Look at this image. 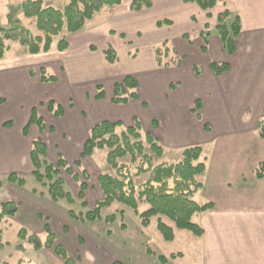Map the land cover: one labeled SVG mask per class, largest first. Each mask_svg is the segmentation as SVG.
<instances>
[{
	"label": "crops",
	"instance_id": "obj_1",
	"mask_svg": "<svg viewBox=\"0 0 264 264\" xmlns=\"http://www.w3.org/2000/svg\"><path fill=\"white\" fill-rule=\"evenodd\" d=\"M223 1L225 4L218 2L207 11L196 3L183 1L173 6L167 20L170 24L174 20L180 25L183 22L187 28H180L176 33V37L182 40L183 48L178 50L175 47L174 50L181 61L179 65L173 63L169 78L159 84L156 77L163 74L152 71L151 66L145 74H133L137 82L138 100H129L126 104L111 102L113 84L119 81L116 77L111 81L109 93L106 95L103 92L102 99L94 98L96 89L89 95L93 96L92 99H88V93L84 94V99L81 97L82 106L78 108L83 110L86 118H79L71 110L76 116L70 117L64 111L61 117L68 118L63 123L68 128L61 133L57 146L65 159H74L87 138L85 132L88 134L94 124L105 120L121 122L128 127L132 119L140 118L141 115L146 116L144 131L157 139L165 153L176 154L187 147L201 146L205 170L198 176L202 188L195 194L194 200L199 204L211 203L212 207L195 213L192 218L203 230L201 236H187L191 237L192 244L189 245L195 264H264V176L257 178L255 175L256 166L264 162V137L259 134V126H264V0ZM225 8L238 15L241 26L235 40L236 51L230 56L222 51L215 30L216 15ZM128 9L134 13L141 12ZM152 12L142 16L148 18L150 28L151 22L157 18ZM116 13V17L128 23L133 22L134 26L126 29L129 33L133 29H140L143 35L144 20L138 21L134 15L122 14V11ZM101 24L96 26L99 28ZM107 28L99 29L103 33ZM206 31L209 33L204 45L201 34ZM190 34L199 38L197 42L189 39ZM73 41L79 45L82 38ZM203 45L206 47L205 52L201 50ZM72 47L69 42L67 50L60 53L69 52L58 57L77 56L76 48ZM183 50L206 55L202 68H197L198 74L193 71L192 67H196L194 63L183 66L182 58L187 53H182ZM152 55L155 54L152 52ZM54 59L56 70L58 63L61 64L59 67H63L58 59ZM45 60L41 61L43 67L54 63ZM24 61L5 60L4 57L0 60V204L5 201L17 204L15 215L6 218L33 230L39 237L41 233L45 234L44 227L48 225L56 236V242L66 249L73 264H146L137 256L134 259V255L124 248L125 244L121 241L117 244L110 241L114 231H126L127 224L124 222L106 224L110 229L97 220L71 222L67 213L71 208L64 205L58 208L55 205L58 201L55 200H46V206L40 205L41 199H26L12 186L4 184L3 179L6 180L10 173L22 177L25 186L27 179H35L30 158L32 141L35 138L43 142L45 140L41 136L43 132L40 133L34 125L27 127V123L31 108L39 100L37 93L58 81L56 76V82H42L40 78L30 75L31 67ZM212 61L227 63L228 71L216 75L209 67ZM87 64L91 67L104 65L101 60L96 62L89 59L85 61ZM58 74H64V71H58ZM95 83L100 85L98 79H95ZM78 90L81 96L82 90ZM48 96L59 101L52 98L51 94ZM196 99L199 100V109L194 107ZM197 113L201 120L197 119ZM153 121L156 126L152 125ZM204 124L210 127L209 131L204 130ZM29 186L32 188V184ZM121 210L125 219L126 211ZM56 218L60 221L59 230L53 222ZM132 223L139 236L135 242L141 245L140 257L145 254L154 258L162 256L156 248H150L149 243H158L160 246L171 244L181 231H187L174 229L173 240L165 241L159 232L155 233L150 228L154 227V221L150 220L144 227L134 214ZM30 249L35 254L45 253L53 264H64L63 259L52 249L37 251L32 246ZM26 251L29 250L24 246L23 252ZM184 252V249H179L168 255L175 261ZM163 256L167 257L165 254ZM54 259L57 263H54Z\"/></svg>",
	"mask_w": 264,
	"mask_h": 264
},
{
	"label": "trees",
	"instance_id": "obj_2",
	"mask_svg": "<svg viewBox=\"0 0 264 264\" xmlns=\"http://www.w3.org/2000/svg\"><path fill=\"white\" fill-rule=\"evenodd\" d=\"M184 3H196L202 10H209L218 2L225 4L223 0H182ZM121 4V0H68V3L58 9L51 5H44L42 0H23L20 3L21 12L26 18L34 19L36 33H31L28 29L19 25L17 20L9 27H0V60L3 59L5 52L9 48V43L15 42L26 48L29 55L49 52L52 48L53 40L59 37L63 30L68 33H75L84 27L91 18L105 7H113ZM152 7V0H131L129 8L131 11H141ZM168 20L157 21V25L169 24ZM215 30L220 38L222 51L226 55H233L236 51L235 40L238 37L241 26L237 14L227 8L216 15ZM208 32H203L201 37L204 45L207 43ZM185 38H188L185 36ZM201 50L205 52L206 47ZM69 44L67 38L62 36L56 43V50L63 52L67 50ZM162 46V45H161ZM163 48L171 52V61L179 65L181 57L166 46L163 42ZM160 48L155 49V54L159 58ZM106 60L113 63L116 59L115 52L109 45L103 52ZM164 55L165 52L163 53ZM160 64V61L157 59ZM210 69L220 75L229 69L227 63L211 62ZM193 71L198 74L197 67L193 66ZM30 75L34 72L30 70ZM40 80L42 82H54L56 80L53 74L47 73L45 68L39 69ZM172 87V84L169 85ZM94 98L100 100L103 97V91L97 85ZM129 100H138L137 82L132 75H124L119 81L113 84V94L111 102L113 104H126ZM2 100H0V103ZM195 109H199V100L194 101ZM47 109L55 117L63 116L61 105L49 100ZM198 120H201L199 114H196ZM134 125L125 127L117 132L119 122L100 121L94 124L87 134L82 148V156L91 157L95 150L107 149L106 161L109 166L116 171V175L109 173H100L97 177L99 188L103 194L102 200L95 202L92 209L86 210L84 217L88 221L101 219L103 208L110 207L118 203L130 208L141 221L142 226H147L152 217H156V228L165 241H172L174 238V229L187 230L195 236L203 234L202 228L193 221L195 213L204 212L212 207L211 203L199 204L194 200L195 194L201 189L202 183L196 180V176L203 173L205 164L203 160V149L201 146H191L181 151V159L171 164L152 165L151 155L145 153L143 139L149 145L151 152L160 156L162 147L157 139L148 132H142L140 123L133 119ZM34 125L39 132L44 130V121L35 108L31 109V114L27 127ZM153 126L156 123L152 122ZM204 130L209 131L210 127L204 124ZM26 131V128H25ZM259 134L264 137V126H259ZM126 156L129 157V164L134 165V174L136 176L149 171V177L145 182L135 185L129 168L120 161ZM137 157L140 158V164L135 165ZM31 162L33 165V176L37 183L46 188L48 194L53 200L64 199L67 204L72 205L75 197L66 190L64 180L60 177L57 168L46 161V145L40 139L32 141ZM80 166L79 162H75ZM143 164H147L143 166ZM58 167L70 174L73 179L75 174L71 172L69 166L62 157L58 158ZM84 178H87L86 172H82ZM257 178L264 176V162L259 163L255 168ZM7 183H16L19 186L24 184V179L18 178L16 174L10 173L6 177ZM85 181L80 183L81 191L77 198L83 201V190ZM1 185V182H0ZM147 204V208L140 211L139 204ZM17 211V204L13 201H5L0 204V222L5 217H12ZM69 217H75L72 209L67 211ZM123 210H119L118 215L122 217ZM117 214L111 213L104 217L105 221L113 222ZM166 218L167 220H164ZM45 240L36 234L26 235L24 230L18 233L21 239L26 238L34 250L52 249L54 253L63 259L64 264H73L68 256L66 249L56 242V236L52 233L48 225H45ZM0 239V246H2Z\"/></svg>",
	"mask_w": 264,
	"mask_h": 264
},
{
	"label": "rangeland",
	"instance_id": "obj_3",
	"mask_svg": "<svg viewBox=\"0 0 264 264\" xmlns=\"http://www.w3.org/2000/svg\"><path fill=\"white\" fill-rule=\"evenodd\" d=\"M22 1L23 0H0V27L7 28L13 24L14 20H17L19 25L28 29L31 33H36L34 19L24 17L21 12L20 3ZM42 1L44 5H51L58 9H62L68 3V0ZM130 2L131 0H121V4H119V6L117 7L103 8L84 25L82 30L78 32L68 33L63 30L62 34L59 37L54 38L52 48L49 53L46 52L36 55H29L24 46L19 45L15 42H11L9 43V48L4 55L5 60H25L26 65L31 67L30 69L34 72L33 76L37 79L40 78V68H45L47 73L53 74L57 77L58 81L56 84H49L43 87V90H40L37 93V95L39 96V100H37V102L32 108H35L39 116H41L43 121H45L44 130L42 131L43 134L41 136L45 140L44 142L46 145V161L48 163L53 164L57 168L60 177L64 180L66 190L69 191L75 197V202L72 205L67 204L64 199L55 200L58 201L57 204H55L58 205V208L60 207V205L67 206V208H71L73 210L75 215H78L74 218L69 217L68 215L69 219L72 220L71 222H73V220H77L78 222L87 221L84 217H82L86 210L92 209L95 206V202L98 200L100 201L103 198V194L97 182L98 175L100 173H109L114 176L116 175V171L115 169L111 168L106 161L107 149L95 150L94 154L91 157L82 156V145L81 152L79 154L74 155V159L67 160L61 155L60 148L59 146H57V142L60 140L61 133L65 132L68 128V126H64L63 124L66 123V120L68 118L62 119L63 117H55L51 112L48 111L47 103L49 100H53L48 95L51 94L53 96L52 98L59 100L58 102L56 100L53 101L61 105V107L63 108V112H68V115H70V117L77 115L79 118H86V115L84 114L83 110L78 107L82 106L81 97L84 99V94L88 93V99L93 98V96L89 95H92V91L95 90V87L97 86V84L95 83V79H98L100 83L99 87L107 95L109 93V87L112 88L111 81L115 77L120 80V77L122 78V76H124L125 74L132 76L133 74L142 75L145 74L151 66L152 71L159 74H163L158 75L156 77L157 79H159L158 83L162 84L165 79L169 78V69L173 65V62L171 61L173 54L171 52L168 53V51H166V48H163V42H166V46L170 50L175 49V47L178 50H182L183 48L181 43L182 40L176 37V33L178 30H180V28H187V26L183 22H181L180 25L179 22L174 20V23L172 24H170V22L169 24H163L160 27L156 25L157 21L167 20L169 17V13L174 9L173 6L181 4V0H152V8H150L149 10H143L139 13L129 11L128 7L130 5ZM121 11L122 14H128L129 16L134 15L138 19V21L144 20L143 29L145 30L143 31V35L142 30L140 29H133L130 33L128 30H126L127 27L131 28L134 26V24L132 25L133 22L128 23L125 20L116 17L118 15V13L116 12ZM151 11H153V16L157 18L151 22L150 28L148 24V18H144L142 16L149 14ZM99 23H102L99 27L101 29H104V27L108 26L105 32H100V29L96 26ZM115 27L121 29H117ZM122 29H125L126 32ZM62 36L67 38L68 44L70 42V44L74 48H76L77 56L58 57V55L66 54L69 52L66 51L65 53H60L55 48L57 41ZM189 36V39L194 42H197V40L199 39L193 34H190ZM76 38H82L83 43H81L83 44V46H81V43L79 45L76 42L74 43L73 40H75ZM108 45L112 47L115 52L116 59L113 63H109L103 54L104 50L107 48ZM157 47L160 48V51L162 52L159 58H157L155 54V49ZM152 52L155 55H152ZM164 52L166 55L163 54ZM184 52L187 53L186 56L182 58L183 66H188L189 64L194 63L197 68H202L203 59L206 55L193 54L192 52L187 50H183L182 53ZM85 55L87 56V59L92 61L97 62L101 60L104 65L97 64L96 66L91 67L87 64L86 66L85 61H87V59H84L86 57ZM54 58L58 59V61L63 64V67H59L61 66V64L58 63L59 65L56 70L53 66L57 64L55 63ZM44 59H47L45 60V62L53 61L54 63L47 64L46 67H43L41 61ZM157 59L160 61V64L157 62ZM58 71H64V74H58ZM54 82H56V80ZM79 88L82 90L80 92L81 96L78 93ZM22 110H24V107L22 108ZM70 110L75 111L76 115L70 112ZM137 119L140 120L142 132H145L143 129V125L146 122V116L141 115L140 118ZM119 123L120 126L116 128L117 132H120L125 127H127L121 122ZM133 125L134 121L132 119L131 123H129V126ZM67 134L68 133H66V135ZM85 135H87V132H85ZM143 142L145 146V153L151 155L152 165L154 166L162 163H175L179 161L182 157L181 151L179 153L172 154L171 152L165 153L163 149L162 154L160 156H156L149 149V145L145 142V139H143ZM163 152L165 154H163ZM59 157H62L65 160L71 172L75 174L76 179H73L72 176L66 173L63 168L58 167L57 162ZM128 160L129 157L126 156L120 162L128 166L129 176H131L134 184L137 186L145 182L146 179L149 177V171L136 176L134 174V165L132 166L131 164H129ZM75 162H79L80 166H77ZM139 162L140 158L137 157V162L135 163V165L140 164ZM146 165L147 164H143V166ZM82 172H86V179L84 178ZM199 175L196 176L197 181H199ZM17 177L22 178L19 176ZM32 179L33 178L27 179L26 186H19L16 183H7V181L4 179L3 182L4 184H9V186H12V189L22 194L21 196H24L26 199H41V201L39 200V204L46 206V200L49 201L53 199L50 197L45 187L39 185L35 179L31 181ZM84 180H86L85 189L83 190V201L85 204H82V200L77 198V196L81 191L79 185L81 182H84ZM31 184L32 188L29 186ZM27 187L29 189H27ZM146 208L147 204H139L140 211ZM121 209H124L126 211L125 219H123V215L122 217L118 215V212ZM111 213L117 214V218L115 219V221L117 223L121 221L124 222L125 224H127V229L124 232L114 231L110 241L114 244H117L119 241H121L123 245L125 244L124 248L134 255V259H136L135 256H137V258H141L143 261H145L146 264H195L194 256L191 252L189 245L192 244V241L190 239L191 237H187L192 236V233H190L189 231H181L180 234L176 237L175 242L171 244L165 243V245L160 246L158 243H149V247L156 248L157 252L159 254H162V256H157L158 258H154L145 254L140 257L141 245L135 242V240L138 239L139 236L136 233V230L132 223V221L134 220L135 213H133L130 208L124 205L114 203L110 207L103 208L100 214L101 219L98 218L96 220L102 222L100 224L110 225L111 222L105 221L104 217ZM150 220L155 222L154 227L150 228H153L155 233L158 232L156 229V217H152ZM164 220L167 219L164 218ZM53 222L59 230V219L56 218L55 220H53ZM114 226L116 228L117 224H115ZM106 228L110 229L111 227L107 226ZM21 230H24L26 232V235H30L33 233V230H28L22 225L15 223L13 220H8L6 217L1 221L0 239L3 245L0 246V264H53L51 260L45 255V253L38 252L35 254L34 251L30 249L31 244L28 243L26 238L21 239L18 236V233ZM44 235L45 234L42 235L41 233L40 238L42 240L45 239ZM24 246H26L29 251L23 252ZM144 248H146V246ZM179 249H184L185 254L182 257L177 256V259L173 261L172 257H170L168 253L176 252ZM164 254L167 257H164ZM53 261L56 260L54 259ZM54 263H57V261Z\"/></svg>",
	"mask_w": 264,
	"mask_h": 264
}]
</instances>
